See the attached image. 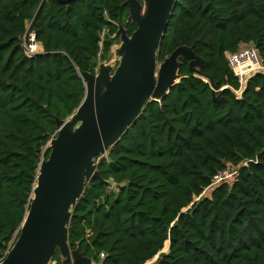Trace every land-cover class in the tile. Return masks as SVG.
Segmentation results:
<instances>
[{"label": "trees", "instance_id": "1", "mask_svg": "<svg viewBox=\"0 0 264 264\" xmlns=\"http://www.w3.org/2000/svg\"><path fill=\"white\" fill-rule=\"evenodd\" d=\"M125 1L0 0V254L30 208L56 118L85 97L80 71L109 59L119 23L136 29ZM30 21L44 48L33 56L24 47ZM243 43L264 65V0H176L159 61L192 46L205 76L182 58L180 82L97 157L107 182L92 178L73 208L71 249L94 264H146L158 254L155 264H264V72L236 94L226 53ZM225 169L237 177L213 185ZM52 261L62 264L59 251Z\"/></svg>", "mask_w": 264, "mask_h": 264}, {"label": "water", "instance_id": "2", "mask_svg": "<svg viewBox=\"0 0 264 264\" xmlns=\"http://www.w3.org/2000/svg\"><path fill=\"white\" fill-rule=\"evenodd\" d=\"M69 3L74 0H58ZM176 0H126L128 21L136 24L129 34L118 24L121 41L116 54L121 58L113 67L100 62L96 73L80 71L86 94L67 119L56 118L57 132L42 158L32 201L14 238L10 251L0 264H56L60 252L62 264H94L79 248L71 249L69 226L72 211L92 178L101 177L98 156H104L121 139L150 101H160L181 80V59H189L190 71L204 77V59L192 46L177 47L163 62L158 51ZM113 48V47H112ZM212 85L214 100L216 85ZM226 87L222 88L223 91ZM189 207L183 210L186 211ZM167 250L169 252L170 240ZM159 254L153 259H157Z\"/></svg>", "mask_w": 264, "mask_h": 264}, {"label": "built area", "instance_id": "3", "mask_svg": "<svg viewBox=\"0 0 264 264\" xmlns=\"http://www.w3.org/2000/svg\"><path fill=\"white\" fill-rule=\"evenodd\" d=\"M24 47L26 53L29 56L44 52L42 43L37 39L35 31L32 30V21L27 23V31L24 35ZM226 55L230 67L233 69L235 75L239 78L240 89L236 91V94L238 96H241L248 80L256 73L264 72V65L262 63L260 52L253 43H243L236 52H227ZM237 175L238 171L236 170L231 171L230 169H225L223 171H220L215 176L213 185L218 184L225 179H234L235 177H237ZM110 189L118 190L116 183L112 179L110 180ZM11 245L8 247L4 254H0V263L6 258L7 254L10 251ZM104 256V253H102L101 257L103 258Z\"/></svg>", "mask_w": 264, "mask_h": 264}, {"label": "rangeland", "instance_id": "4", "mask_svg": "<svg viewBox=\"0 0 264 264\" xmlns=\"http://www.w3.org/2000/svg\"><path fill=\"white\" fill-rule=\"evenodd\" d=\"M121 41L120 39L113 45V48L111 50V55L109 57L108 60L104 61V63L106 65H110L111 67H113V71L117 68V66L120 63L121 58L116 54V49L120 46ZM46 149V147H45ZM107 154H105L104 156H106ZM103 157V156H102ZM100 160V158L98 159ZM98 160H96L98 162ZM232 171V169H230ZM232 179V178H231ZM110 188V187H109ZM211 191V188H208L205 190V194H208ZM167 243V242H166ZM167 245V244H166ZM163 250H167L166 246ZM157 260V259H156ZM155 259H152L150 261H148L146 264H155Z\"/></svg>", "mask_w": 264, "mask_h": 264}, {"label": "bare ground", "instance_id": "5", "mask_svg": "<svg viewBox=\"0 0 264 264\" xmlns=\"http://www.w3.org/2000/svg\"><path fill=\"white\" fill-rule=\"evenodd\" d=\"M169 243V242H168Z\"/></svg>", "mask_w": 264, "mask_h": 264}]
</instances>
